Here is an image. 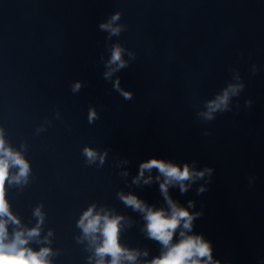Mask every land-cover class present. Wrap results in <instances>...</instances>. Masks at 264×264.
Wrapping results in <instances>:
<instances>
[{
    "label": "clouds",
    "instance_id": "1",
    "mask_svg": "<svg viewBox=\"0 0 264 264\" xmlns=\"http://www.w3.org/2000/svg\"><path fill=\"white\" fill-rule=\"evenodd\" d=\"M119 18L120 15L117 13L107 23H101L100 28L110 31L112 35H118L121 28L119 26L114 27L113 24ZM122 53L123 49L120 46L117 45L113 48L111 59L108 63L116 67L106 72L104 74L105 78L110 77L114 71L128 66L127 61L122 58ZM116 87L119 89L118 80ZM79 88L80 84L77 83L73 86V91L76 92ZM242 88L243 85H230L222 95L213 101H209L207 104L208 111L203 113L205 119L211 120L213 113L218 110H227L230 94L235 96ZM122 95L125 99L131 98V93L122 92ZM247 103L250 104L251 101ZM93 118H95V113L91 112L89 119L92 120ZM84 154L89 162L94 161L97 156V153L89 148L84 149ZM13 166L18 168V172L15 176L10 177V168ZM153 168L158 169L159 173L164 177V182L160 184V190L169 205L170 211L164 209L154 210L146 206L135 195L119 194L120 199L126 206L144 214V219L147 221L146 231L148 237L160 242L166 249L160 256L154 258L150 264H219V261L213 262L211 245L201 236L187 235L182 230L179 233V242L172 243L173 236L181 224L184 230H191L192 221L195 217L187 209L179 207L168 196L169 185L178 183L180 191L185 192L187 191L185 181L203 177L205 172L210 174L212 170L206 168L204 171L194 172L190 170L187 164L181 169L179 166L164 160L151 159L140 165V174L135 178L134 182L139 183L144 171H151ZM28 174V162L20 153L13 151L10 147H6L3 133L0 132V264H50L47 259L51 254L49 248H41L39 251H34L26 247L30 239L38 237L40 234V224L43 223L44 219L40 208L34 211V215L39 218L36 227L28 230H17L9 238V221L17 225H19L20 221L11 213L9 204L5 199V182L26 183ZM150 181L151 177L145 180L144 183L147 184ZM94 209L95 206H92L83 213L78 222V227L82 229L85 238L90 239L93 244L102 237L101 242L95 247L96 264H124L125 261H128L129 264H134L140 253L123 247L119 241L122 227L121 221L124 217L112 216L108 212H96ZM196 215L199 214L197 213ZM97 233H99V236H97ZM144 255H147V252ZM105 257H111V259L106 260Z\"/></svg>",
    "mask_w": 264,
    "mask_h": 264
}]
</instances>
